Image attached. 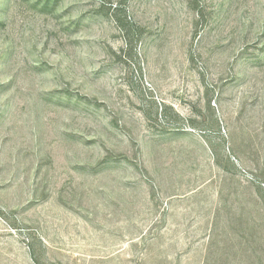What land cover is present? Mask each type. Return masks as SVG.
<instances>
[{
  "label": "rangeland",
  "instance_id": "obj_1",
  "mask_svg": "<svg viewBox=\"0 0 264 264\" xmlns=\"http://www.w3.org/2000/svg\"><path fill=\"white\" fill-rule=\"evenodd\" d=\"M0 264H264V0H0Z\"/></svg>",
  "mask_w": 264,
  "mask_h": 264
}]
</instances>
